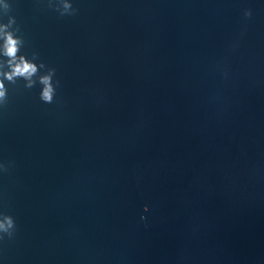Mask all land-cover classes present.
Listing matches in <instances>:
<instances>
[{
    "label": "water",
    "instance_id": "95a60500",
    "mask_svg": "<svg viewBox=\"0 0 264 264\" xmlns=\"http://www.w3.org/2000/svg\"><path fill=\"white\" fill-rule=\"evenodd\" d=\"M4 2L0 264H264V0Z\"/></svg>",
    "mask_w": 264,
    "mask_h": 264
},
{
    "label": "clouds",
    "instance_id": "9594fccd",
    "mask_svg": "<svg viewBox=\"0 0 264 264\" xmlns=\"http://www.w3.org/2000/svg\"><path fill=\"white\" fill-rule=\"evenodd\" d=\"M0 3H2V13L7 15L10 11V5L4 2V0H0ZM48 6L53 7L61 16L74 15L76 12L70 0H56L55 4H53V0H49ZM250 15V11H245V16ZM14 24L15 19L12 16L8 17L7 23H0V58H3L0 59V63L6 68V70L0 72V106L7 104V88L4 81L15 84L19 79L25 81V88H32L38 82L42 85L39 92L40 100L44 103H51L56 92L52 80L55 70L49 68L46 74L39 75L35 80L33 79V77H37L40 69L45 68V65L43 63L37 65L33 62L36 59L35 54H33L31 60L26 59L24 55L20 54L24 41L20 36L15 34L19 29L13 28ZM147 210L145 208V211ZM141 220H144L143 216H141ZM14 230L15 223L13 218L9 215L0 214V233L11 238Z\"/></svg>",
    "mask_w": 264,
    "mask_h": 264
}]
</instances>
